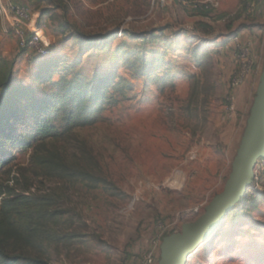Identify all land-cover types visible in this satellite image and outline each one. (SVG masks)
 Instances as JSON below:
<instances>
[{
	"label": "rangeland",
	"instance_id": "rangeland-1",
	"mask_svg": "<svg viewBox=\"0 0 264 264\" xmlns=\"http://www.w3.org/2000/svg\"><path fill=\"white\" fill-rule=\"evenodd\" d=\"M24 1L53 48L25 56L0 14V84L9 74L11 97L24 103L31 88L40 98L74 74L110 87L93 125L36 151L1 147L0 186L48 204L61 241L45 264H125L221 189L262 63L264 32L245 29L264 23L250 15L261 14L258 0ZM246 43L251 69L237 87ZM43 157L57 169L43 171ZM247 208L191 264H264V194Z\"/></svg>",
	"mask_w": 264,
	"mask_h": 264
},
{
	"label": "trees",
	"instance_id": "trees-1",
	"mask_svg": "<svg viewBox=\"0 0 264 264\" xmlns=\"http://www.w3.org/2000/svg\"><path fill=\"white\" fill-rule=\"evenodd\" d=\"M9 79L10 75H5L0 84V148L11 144L31 151L44 148L77 127L93 125L104 110L110 87L97 77L62 76L49 92L40 91V98L34 97L31 88L22 90V103L20 96L11 97ZM115 86L130 90L124 82ZM8 164L9 160H0V170ZM38 165L43 171L57 169L49 157L38 160ZM15 192L9 184L0 186V264H45L47 248L61 241L49 230L54 215L44 208L48 204L42 198Z\"/></svg>",
	"mask_w": 264,
	"mask_h": 264
},
{
	"label": "water",
	"instance_id": "water-1",
	"mask_svg": "<svg viewBox=\"0 0 264 264\" xmlns=\"http://www.w3.org/2000/svg\"><path fill=\"white\" fill-rule=\"evenodd\" d=\"M256 9L261 14L250 15L264 18V0H258ZM245 29L264 32V23ZM248 45H242L244 65L235 78L234 86L237 87L251 69ZM260 50H263V57L258 80L221 189L201 212L198 208L185 211L184 215L193 218L182 222L177 230H161L146 249L125 260V264H191L194 257L210 247L231 216L243 213L264 194V40L257 56Z\"/></svg>",
	"mask_w": 264,
	"mask_h": 264
},
{
	"label": "built area",
	"instance_id": "built-area-1",
	"mask_svg": "<svg viewBox=\"0 0 264 264\" xmlns=\"http://www.w3.org/2000/svg\"><path fill=\"white\" fill-rule=\"evenodd\" d=\"M0 14L7 21L19 49L25 52V56L28 51H33L39 57L49 55L53 44L44 29L35 23L33 13L24 0H12L6 6L0 0Z\"/></svg>",
	"mask_w": 264,
	"mask_h": 264
},
{
	"label": "crops",
	"instance_id": "crops-1",
	"mask_svg": "<svg viewBox=\"0 0 264 264\" xmlns=\"http://www.w3.org/2000/svg\"><path fill=\"white\" fill-rule=\"evenodd\" d=\"M29 1V0H28Z\"/></svg>",
	"mask_w": 264,
	"mask_h": 264
}]
</instances>
